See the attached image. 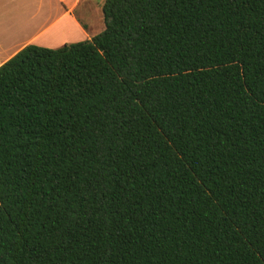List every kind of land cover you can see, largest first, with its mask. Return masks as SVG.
Masks as SVG:
<instances>
[{
  "label": "trees",
  "instance_id": "1",
  "mask_svg": "<svg viewBox=\"0 0 264 264\" xmlns=\"http://www.w3.org/2000/svg\"><path fill=\"white\" fill-rule=\"evenodd\" d=\"M101 11L0 65V264H261L264 0Z\"/></svg>",
  "mask_w": 264,
  "mask_h": 264
},
{
  "label": "crops",
  "instance_id": "2",
  "mask_svg": "<svg viewBox=\"0 0 264 264\" xmlns=\"http://www.w3.org/2000/svg\"><path fill=\"white\" fill-rule=\"evenodd\" d=\"M103 0H0V65L27 44L58 47L104 28Z\"/></svg>",
  "mask_w": 264,
  "mask_h": 264
},
{
  "label": "snow or ice",
  "instance_id": "3",
  "mask_svg": "<svg viewBox=\"0 0 264 264\" xmlns=\"http://www.w3.org/2000/svg\"><path fill=\"white\" fill-rule=\"evenodd\" d=\"M261 264H264V259L261 260Z\"/></svg>",
  "mask_w": 264,
  "mask_h": 264
},
{
  "label": "rangeland",
  "instance_id": "4",
  "mask_svg": "<svg viewBox=\"0 0 264 264\" xmlns=\"http://www.w3.org/2000/svg\"><path fill=\"white\" fill-rule=\"evenodd\" d=\"M70 43V42H69Z\"/></svg>",
  "mask_w": 264,
  "mask_h": 264
}]
</instances>
